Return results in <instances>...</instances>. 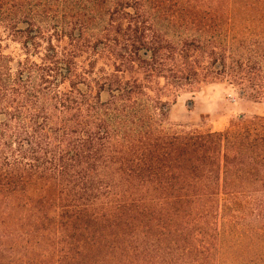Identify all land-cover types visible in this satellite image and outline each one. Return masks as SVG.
<instances>
[{"label":"trees","instance_id":"trees-1","mask_svg":"<svg viewBox=\"0 0 264 264\" xmlns=\"http://www.w3.org/2000/svg\"><path fill=\"white\" fill-rule=\"evenodd\" d=\"M246 3L253 50L236 66L249 64L243 95L263 100L264 0H0V29L31 50L152 6L182 24L188 50H212L225 74L219 35L236 32ZM51 53L48 65L27 59L13 73L0 52V264H222L226 202L260 212L242 263L264 264V118L173 133L168 109L137 82L113 77L94 88Z\"/></svg>","mask_w":264,"mask_h":264},{"label":"rangeland","instance_id":"rangeland-1","mask_svg":"<svg viewBox=\"0 0 264 264\" xmlns=\"http://www.w3.org/2000/svg\"><path fill=\"white\" fill-rule=\"evenodd\" d=\"M239 5L245 17H238L234 23L235 33L224 29L215 50L216 54H226L228 71L225 74L216 73L210 57L212 50H188L183 44L187 33L182 24L158 15L152 6L147 8V15L116 24L108 25L106 19L89 23L81 37L73 40L46 36L43 42L38 41L39 48L31 50L24 48L25 38L21 35L0 29V52L9 58L15 73L17 64L27 59L48 65L46 56L54 51L59 60L84 75L94 88L95 83L110 82L113 77L122 84H140L150 98L159 102L160 108L168 109L164 122L168 131L218 133L256 117L264 118V99L255 100L249 93L245 96L241 92L240 85L245 83L243 75L249 71V64L244 63L242 72L236 64L241 58L247 59L249 48L253 49L249 47V3ZM142 41L159 50L140 47ZM229 69L235 72L236 79L230 77ZM71 82L66 81L61 91L67 92ZM105 99L107 94H103ZM249 209V204L243 206V203L223 205L225 255L222 264H233L231 254L234 264L249 261V227L260 215L257 208Z\"/></svg>","mask_w":264,"mask_h":264},{"label":"water","instance_id":"water-1","mask_svg":"<svg viewBox=\"0 0 264 264\" xmlns=\"http://www.w3.org/2000/svg\"><path fill=\"white\" fill-rule=\"evenodd\" d=\"M144 55L146 56V55H149V54L145 53Z\"/></svg>","mask_w":264,"mask_h":264}]
</instances>
